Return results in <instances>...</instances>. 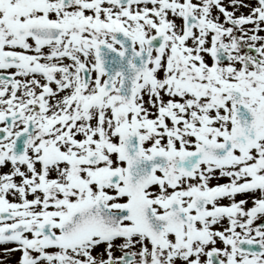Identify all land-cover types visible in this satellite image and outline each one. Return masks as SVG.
Returning <instances> with one entry per match:
<instances>
[{"label": "snow or ice", "instance_id": "obj_1", "mask_svg": "<svg viewBox=\"0 0 264 264\" xmlns=\"http://www.w3.org/2000/svg\"><path fill=\"white\" fill-rule=\"evenodd\" d=\"M0 264H264V0H0Z\"/></svg>", "mask_w": 264, "mask_h": 264}]
</instances>
